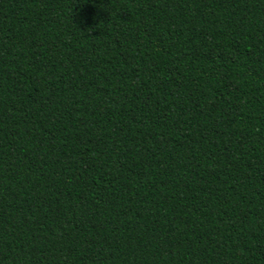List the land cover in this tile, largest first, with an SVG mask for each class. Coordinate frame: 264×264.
Wrapping results in <instances>:
<instances>
[{
	"label": "trees",
	"instance_id": "1",
	"mask_svg": "<svg viewBox=\"0 0 264 264\" xmlns=\"http://www.w3.org/2000/svg\"><path fill=\"white\" fill-rule=\"evenodd\" d=\"M0 264H264V0H0Z\"/></svg>",
	"mask_w": 264,
	"mask_h": 264
}]
</instances>
